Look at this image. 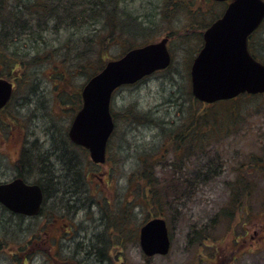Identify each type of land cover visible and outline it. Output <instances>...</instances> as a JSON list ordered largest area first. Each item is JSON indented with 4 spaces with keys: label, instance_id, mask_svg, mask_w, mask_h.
Masks as SVG:
<instances>
[{
    "label": "rangeland",
    "instance_id": "obj_1",
    "mask_svg": "<svg viewBox=\"0 0 264 264\" xmlns=\"http://www.w3.org/2000/svg\"><path fill=\"white\" fill-rule=\"evenodd\" d=\"M127 5L130 11L143 20H156V29L150 37L151 42L160 41L166 34L171 33L170 29H175V27L167 29L170 27L168 24L159 22L158 11L162 6V0H129ZM148 13L150 16L145 18ZM50 29H54L52 23L49 24V31L45 33L51 46L59 45L69 37H73L70 30L64 29L52 33ZM93 29L94 27H86L74 39L89 34ZM199 30L196 29L197 32ZM263 35L264 27L255 39L254 46ZM194 40L197 39L174 40L172 44L174 62L169 70L159 72L136 85L122 87L115 93L112 111L117 116V130L110 143V157L106 164L96 166L87 154L78 151L77 154L80 156L78 165L84 176L81 183L84 184L85 191L80 194L76 204L67 198H62V195H59L60 200L57 199L55 202L56 207L66 210L64 217H58L60 225H68L64 232L74 229L72 235L54 234L56 238L62 237L61 241L64 245V251L58 255L62 260L60 263L147 264L149 261V264H264L262 175L254 173V178L250 179L254 182V196L249 201L250 217L238 213L234 220L220 217L219 220L217 219L219 213L230 208V185L238 179L239 166H247L253 158L257 160L264 155V95L246 96L209 106H202L199 102L198 105L196 101L193 104L194 97L191 99L188 95L189 92L192 94L188 76L189 64L202 45L200 43L197 45ZM151 42L137 40L136 47ZM128 49L123 44H114L110 48L109 56L111 59L120 58ZM255 51L260 55L258 48ZM261 57L264 60V55ZM47 60L48 62L33 65L29 72L32 82L22 81L16 84L12 103L0 113L2 174L12 172L11 165L17 158L20 139L24 132L22 126L11 125L13 121L10 122L8 117H17L22 125L27 127V132L36 133L31 137L40 134L45 139L52 136L45 133L47 130L55 132V138L59 141H64L65 133L68 132L80 107L79 100L72 101L70 99L73 97L66 98L62 95V91L67 87L62 86V90L56 83L58 80L51 77L57 69L55 67L57 60ZM89 76L78 74L68 85L67 93H72L74 89L82 90ZM134 109L141 112L152 111L151 117L159 122L158 125L154 126L147 122L137 123L136 118L128 116L133 122L132 125L129 124L124 116ZM197 115L201 117L203 115L204 119L201 123L205 125L204 127H221L223 130L201 145L198 139L199 142L196 144L200 147H197L196 151H201V155L205 156V158L199 157L203 161L184 159L177 163L180 167L174 173L165 166L171 164L170 161L176 155L174 150L172 151L169 135L171 136V131L181 130L180 127L187 116L191 122ZM161 121L166 122L165 125L171 128H167L169 130L164 128L162 123L160 125ZM185 160L190 161L187 163ZM145 163L153 173L155 186L152 190L162 193L164 197L161 204H156L145 197L144 191L147 190V185L145 177L141 175L146 172ZM199 164L212 165V171L215 172L204 179L192 176L189 180L196 181L192 187L191 185L187 187L186 194H182L184 188L177 184L184 183L186 179L183 181L185 177L178 176V173L184 168L187 171L194 170ZM5 178L4 175H0V180ZM171 179L176 182V188L170 192L165 184ZM62 202L69 203L70 208H66L67 205L64 207ZM230 211L232 212V209ZM154 216L167 220L172 248L167 256L147 258L140 245L139 232L146 221ZM0 218L7 220L3 222L7 224V229L11 230V235L23 238L30 232L41 233L43 219L39 223L38 220H34L32 226H28L14 224L10 217L3 215L2 212ZM230 219L233 221V229H230ZM248 219L250 223L246 226L245 222ZM258 222L261 225L259 237L254 233ZM18 226H22L23 229ZM203 226H207L205 232L209 234L210 240L191 241L193 234L200 232ZM86 235L89 237L92 235L95 240L97 256L89 263H80L76 260V256L67 255L70 248L74 249L68 246L75 239ZM50 239L55 240L53 237ZM236 240L240 243L238 244ZM43 246L47 249L48 242ZM33 251H38L39 254L35 255L29 264H60L54 261V257H57L55 248V253L50 249L46 254L40 247L30 249V252ZM14 252H11L7 246L0 249V264H22L18 262ZM234 256L236 260L231 261L230 258Z\"/></svg>",
    "mask_w": 264,
    "mask_h": 264
},
{
    "label": "trees",
    "instance_id": "obj_2",
    "mask_svg": "<svg viewBox=\"0 0 264 264\" xmlns=\"http://www.w3.org/2000/svg\"><path fill=\"white\" fill-rule=\"evenodd\" d=\"M128 1L129 0H0V78H7L14 81L16 84L22 81L30 83L33 80L30 79L31 75L29 76V72L31 71L33 65L39 62H48L47 59L50 61L55 59L57 60L55 63V67H57V69L51 77L52 79L58 80L56 83L62 90V86L68 88V85L71 84V81H73L78 74L90 75V79L92 76L97 74L109 60H113L109 56L112 45L123 44L125 48H129L128 50H130L136 48L137 40H146L147 42H151L150 37L156 29V20H143L140 16L129 10L127 5ZM226 5L227 4L225 3L215 2L212 0H162V6H160L158 11L160 19L159 22L161 21L168 24L170 27H167V29L175 27L174 30H169L171 32L170 34H166V36L168 35L171 38L172 44L173 41L177 39L182 41L195 38L197 40L194 41H196V44L199 45V43L202 44V36L204 32L223 14ZM149 16L150 14L148 13L145 15V18ZM51 23L54 26L53 30L50 29L52 33H57L58 31L65 29L70 30L73 37H69L65 42H62L59 45H49L45 33L49 31V24ZM86 27H94V29L93 31L91 30L89 34H84L78 39H74L77 37L78 33L80 31H84ZM263 27L264 23L258 30V34L261 33ZM198 28L201 31L199 30L197 32L196 29ZM258 34L255 35L254 39H256ZM23 40H26V42H23ZM21 42H23L24 45H22ZM252 45V51L256 58L264 63V60L261 57L264 55V35L256 46H254V44ZM257 48L260 50L258 53L261 56L257 55V52L255 51ZM30 54L33 56L30 57ZM193 60L189 64L190 68ZM188 76L190 81V69ZM67 88H64L62 95L66 98L73 97L70 99L72 101L79 100L80 109L82 104V90L74 89L72 93L68 94L67 92H69V90L67 91ZM188 95H190L189 97L193 99L191 92H189ZM242 97L246 96H240L239 98ZM192 102L193 104L197 103L194 99ZM197 104L200 105L199 103ZM79 109H77V111ZM74 110H76V108H74ZM132 111L133 112L125 113L124 116L125 120L131 125L133 122L128 119V116L129 118H136L137 123L147 122L154 126H157L159 123L151 117V115H153L152 111L141 112L138 109H134ZM206 113L207 111L205 114ZM113 116L116 121L117 116L114 113ZM188 117L189 116H187L184 123H182L183 125L180 127L181 130H178L179 132L177 131L178 133L171 131V136L168 134L171 138L170 143L172 145V151L174 150L176 155L175 158L170 161L171 164L165 166L174 173L180 167L177 163L184 159H197L203 161L202 158H205V156L201 155V151H196V148L200 147L202 143L213 138L223 130L221 127H204L205 125L202 124L204 119L203 115L202 117L197 115L195 119L193 117L191 122H189ZM7 119H9L10 122L11 120L13 121V123L11 122V125L13 126H22L23 131L26 132L27 127L22 125V122L19 121L17 117H8ZM161 123L164 128H171L166 126V122L161 121L160 125ZM217 124L219 126V122ZM198 139L200 140V145L196 144L199 142ZM50 142L55 145L52 147V152H50V155H48L46 159H43L42 157L43 150H38L40 148H36L30 155L26 156L25 164L32 171L40 168V175H43L41 167L42 170L48 168L50 173L57 170L60 174H64L60 181L61 183L55 184L51 182V190L55 191V188L62 187L68 189L69 191H63L57 188V193H59L56 194L55 201L57 199L60 200L58 196L62 195V198H67L69 201L70 198H73V202L76 204L80 194L85 191L83 187L84 184L81 183L84 176L80 165H78L80 156H78V152L74 155L71 154L70 150L72 146L69 144L67 138L64 139L65 150L60 147L56 138L51 139ZM110 146L111 145H109L108 148L107 159L110 157ZM80 151L88 155L84 149H80ZM199 157L202 158L200 159ZM185 161L189 163L190 160ZM45 164L47 166H45ZM145 166L146 172L141 174L142 177H145L147 185V190L144 191L145 197L150 198L156 204H161V200L164 201V197L162 193L152 190L155 186L153 173L150 172V167L147 163H145ZM239 167L238 179L230 185V208L226 211H222V213H219V216L217 217L218 220L219 217L231 218L234 220L238 213H240V215L245 214L250 217L249 211L251 210V203H249V201L254 196V182L250 179L254 178V173L260 174L262 175V178H264V155L259 157L257 160L256 158H253L247 166L242 165ZM194 170L187 171L184 168L183 171L178 173V176L181 175L182 177H185L183 178V181L186 179L184 183L177 182V186L180 185L184 188V192L182 194H186L188 191L186 190L187 187L190 185L192 187L196 181L189 180L192 176L193 178L196 176L197 178L203 177L204 179L215 172L212 171V165L207 164H199ZM248 177L249 179H247ZM49 178V181H51L52 177ZM71 178L76 181L75 187L71 184ZM178 178L180 179V177ZM175 183L176 182L171 179L165 184V186H167L171 192V190L173 191L176 188ZM70 189L72 190V193H70ZM62 203L64 207L67 205L66 208H70L69 203ZM170 206H172V204H170ZM230 209H232V212ZM0 212H2L3 215H8L10 219L14 221L12 214L4 207L1 206ZM57 217L60 216L57 215ZM231 219L229 224L230 229H233L234 225ZM3 221L7 222V220H2V218H0V249L7 246L11 252L15 251L14 254L18 262L22 264H29L33 261L35 255L30 253V249L28 247L31 248L30 244L37 242L39 238H44L45 227L43 225L41 226V233L30 232L29 235L20 238L16 235H11V230L7 229V224ZM249 223L250 220L248 219V221L245 222L246 226H249ZM18 227L23 229L22 226ZM260 228L261 225L260 222H258L254 231L255 235L257 234L258 237L260 236ZM206 229L207 226H203L200 229V232L196 230L197 232L193 234V239L191 238V241H209L210 237L207 231L205 232ZM31 239L34 241L31 242ZM237 243L239 244L240 241H237ZM96 247L97 245L95 242L92 246H89L91 250V255L88 259L89 262L97 256ZM100 248L101 247H99V249ZM238 249L239 247L237 248V251ZM235 259L236 256L232 259V261ZM147 262V264H149V261Z\"/></svg>",
    "mask_w": 264,
    "mask_h": 264
},
{
    "label": "water",
    "instance_id": "obj_3",
    "mask_svg": "<svg viewBox=\"0 0 264 264\" xmlns=\"http://www.w3.org/2000/svg\"><path fill=\"white\" fill-rule=\"evenodd\" d=\"M229 3L223 15L204 33V46L191 69L192 93L205 103L234 99L241 94H264V64L248 48V38L264 21V0H213ZM166 37L134 48L111 60L82 90L83 105L69 131L71 140L90 152L94 163L106 162L107 145L115 129L111 101L115 90L139 82L171 65ZM13 83L0 78V110L10 101ZM39 186L18 179L0 184V203L28 216L41 211ZM140 244L148 257L168 255L171 240L163 218H154L140 231Z\"/></svg>",
    "mask_w": 264,
    "mask_h": 264
},
{
    "label": "flooded vegetation",
    "instance_id": "obj_4",
    "mask_svg": "<svg viewBox=\"0 0 264 264\" xmlns=\"http://www.w3.org/2000/svg\"><path fill=\"white\" fill-rule=\"evenodd\" d=\"M254 38H255L254 35H252L248 38V46H249L250 53L254 57H256L252 51V48H253L252 44H254V41H255ZM203 44H204V40L202 39V46H203ZM16 87L17 86L15 85V90H16ZM13 98H14V95H13ZM13 98H12V100H13ZM12 100L7 104L6 108L12 103ZM5 109H3V110H5ZM1 112L2 111H0V113ZM45 133L47 135H52V136H48V138L44 139L43 136L40 134L38 136L31 137V135H36L35 132H27L26 131V132L22 133V137L20 139V144H19V150L17 151V158H16V160H14V162H12V165H11L12 172L10 174H7V173L2 174V172L0 170V175H4V177H6L5 179L0 180V183H7L10 181L21 179L28 185H38L40 187V189L43 193V199H44L43 204H42V210H41L40 214L37 216L29 217V216H26L23 214H15L14 213V215H12L14 217L13 223L16 225H28V226L31 225L32 226L34 220H38V223H39L40 220L43 219L42 225L45 227L44 238L43 239L39 238L37 242L30 244L31 248L30 247H28V248L34 249V248L40 247L41 249L43 248V252H46V254H47L48 250L51 249V252H52V251H54V248H55L57 257H54V261H55V263H60L62 260L58 258V255H60L61 251H64V245L61 241L62 237L56 238L54 234L61 233L64 236H68V235H72V233H73L72 230H74V229H71L70 232H68V231L64 232V230H67L65 228L68 225L67 224L60 225V223H59L60 218H58L57 215L64 217V214H66L65 213L66 210L64 208H59V207L55 206V202L57 201V200L55 201V197H56V194L59 193V192L57 193V188L61 189L63 191L64 190L69 191V190L66 188H62V187L55 188V191L51 190V187H52L51 182L55 183V184L61 183L60 181L63 178L64 174L63 175H62V173L60 174L57 170H54V171H52V173H50L48 168L42 170V167H41V172L43 173V175H40L39 174L40 168L35 170V171H32L25 164L26 163L25 162L26 156L30 155L32 153V151L36 148H40L38 150H43V156H42L43 159H46V157H48V155H50V152H52L51 149L55 144L50 142V140L55 139L56 133L52 132V131L51 132L45 131ZM65 134H66L65 137L67 138L69 144L72 146L71 150L73 151V153L71 151L70 152L72 155H74V154H76V152H78L80 149H82V147L75 145L71 141V139L69 137V132H67ZM65 137H64V139H66ZM56 139L58 140L60 147L64 148L63 150H65L64 141H61V140L59 141L58 138H56ZM21 163H24V164H21ZM52 164H53V162H52ZM45 166H47V165L45 164ZM49 177H52L51 181H49V179H50ZM71 180H72V183H71L72 186L75 187L76 181L73 178H71ZM42 182H44V183H42ZM60 185H62V184H60ZM70 193H72V190ZM70 201H73V198H70ZM0 208H1V205H0ZM86 236H83V238H80V239H75V240L73 239L74 241L71 243V245L69 244L70 246H68V247L72 246V248H74V249L72 250L70 248L71 251L69 250L67 255H69V257L76 256V260L80 263H82V262L89 263L88 259H89V256L91 255V250H90L89 246L90 245L92 246V244L95 242L92 235H91V237H89V236L86 237ZM50 237H53L54 239L55 238L56 239L55 240L53 239L54 241H51ZM48 239H50V240H48ZM33 241L34 240L31 239V242H33ZM47 242H48V248L46 249L43 245H46ZM30 253L31 254L33 253L34 255L39 254L38 251H33ZM54 253H55V251H54ZM84 258H86L87 260H85Z\"/></svg>",
    "mask_w": 264,
    "mask_h": 264
}]
</instances>
